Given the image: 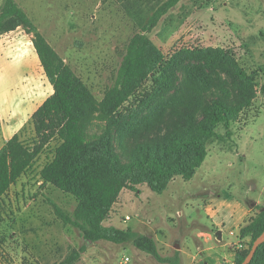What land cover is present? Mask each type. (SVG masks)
<instances>
[{
  "label": "rangeland",
  "instance_id": "1",
  "mask_svg": "<svg viewBox=\"0 0 264 264\" xmlns=\"http://www.w3.org/2000/svg\"><path fill=\"white\" fill-rule=\"evenodd\" d=\"M16 1L97 101L103 100L115 84L127 45L137 33L150 37L167 57L183 47L231 48L247 71L257 73V97L252 107L232 123L230 137L214 138L208 143V155L191 179L177 176L162 193L147 184L138 185L139 191H121L105 224L154 237L169 262L158 260L130 241H87L77 227L65 224L56 215L51 201L70 213L78 202L72 194L41 179L42 167L52 158L50 149L57 143L54 140L0 202V264H58L82 246L85 251L74 264H235L236 253L249 249L250 237L242 238L240 230L232 231V235L226 234L230 244L219 248L225 241L213 238L206 245L197 241L196 234L202 228H212L209 211L218 205L213 200L217 194L223 197L226 210L248 206L259 198L264 202V0H181L148 32L141 26L166 0ZM2 42L13 47L14 36L4 37ZM13 71L6 68L3 76H12ZM18 73L19 70L14 72L13 79ZM151 87L148 79L141 90L149 91ZM185 93H175L173 97L181 99ZM170 97L156 103L150 112L155 128L144 129L149 133L145 139L165 133L159 121L170 119V106L162 109ZM97 114L88 125L91 136L103 132L110 122ZM136 124L132 120L125 131L133 132ZM163 128L164 132L160 130ZM217 132L225 134L222 125ZM35 137L34 124L30 122L22 139L29 145ZM126 145L129 150L135 147L131 140ZM260 207L256 206L254 215ZM203 249L204 255H198Z\"/></svg>",
  "mask_w": 264,
  "mask_h": 264
},
{
  "label": "trees",
  "instance_id": "2",
  "mask_svg": "<svg viewBox=\"0 0 264 264\" xmlns=\"http://www.w3.org/2000/svg\"><path fill=\"white\" fill-rule=\"evenodd\" d=\"M180 1L163 2L141 26L142 30L151 31ZM19 27L33 34L34 46L54 93L0 149V202L56 140L50 149L52 158L40 171L41 179L72 194L78 202L70 213L51 201L56 215L65 224L77 227L87 241L107 240L117 244L130 241L158 260L169 262L160 253L154 237L132 228L107 225L105 221L123 189L139 191L138 185L147 184L162 193L177 176L191 179L208 155V143L214 138L230 137L232 123L252 107L257 97V73L247 71L231 48L183 47L167 57L150 37L137 33L127 45L115 84L106 91L103 100L97 101L20 4L16 0H3L0 35ZM148 79L152 87L142 91ZM175 93H185L186 97L177 99L173 97ZM169 96L172 97L162 109L170 106V119L159 121L164 124L165 133L145 139L149 137L145 130L155 128L150 112L156 103ZM94 114L110 122L103 132L91 136L88 125ZM132 120L137 128L129 133L125 130ZM30 122L34 124L36 137L28 145L22 133ZM219 125L225 134L217 132ZM160 130L164 132V128ZM130 140L135 144L131 150L126 145ZM263 232L264 206H261L240 228V236L250 237L251 242L248 250L236 253L235 264L244 261ZM84 251L85 246L74 249L58 264H74ZM249 264H264V242Z\"/></svg>",
  "mask_w": 264,
  "mask_h": 264
},
{
  "label": "crops",
  "instance_id": "3",
  "mask_svg": "<svg viewBox=\"0 0 264 264\" xmlns=\"http://www.w3.org/2000/svg\"><path fill=\"white\" fill-rule=\"evenodd\" d=\"M11 35L14 36L15 41L13 47L11 45L5 46L2 42L3 38ZM6 68H11V71L15 69L12 76H3V71ZM17 70L20 73L17 74V78L13 79V74ZM53 93L54 86L48 79L38 56L33 43V34L26 32L22 27L1 34L0 149L26 126L36 110ZM217 196L218 198L213 199L218 204L217 207L209 211V216L213 220L212 228L200 229L196 234V239L206 245L212 243L213 238H216L218 242L225 241L219 245V248H221V246L225 247L230 244V241L226 242V236L232 235V231H239L245 224L244 221L247 217L251 218L254 215L256 206H264V202L259 198L258 200H252L248 206L239 205L236 208L232 207V209L226 210L222 201L223 197L220 194H217ZM207 248H210V246ZM181 250H183L182 247ZM205 251L206 249L199 251L198 255L203 256Z\"/></svg>",
  "mask_w": 264,
  "mask_h": 264
},
{
  "label": "water",
  "instance_id": "4",
  "mask_svg": "<svg viewBox=\"0 0 264 264\" xmlns=\"http://www.w3.org/2000/svg\"><path fill=\"white\" fill-rule=\"evenodd\" d=\"M90 242H92V240H90ZM263 242H264V232L260 236H258L257 239L253 242V245L249 253L247 254V256L245 257L244 261L241 264H249L252 261L259 245L262 244ZM175 246L180 247L179 244H176Z\"/></svg>",
  "mask_w": 264,
  "mask_h": 264
},
{
  "label": "built area",
  "instance_id": "5",
  "mask_svg": "<svg viewBox=\"0 0 264 264\" xmlns=\"http://www.w3.org/2000/svg\"><path fill=\"white\" fill-rule=\"evenodd\" d=\"M178 215L181 216V215H182V212L179 211V212H178ZM127 218H129V217L127 216ZM232 233H233V232H232ZM126 260H128V257L126 258ZM121 264H123V263H121Z\"/></svg>",
  "mask_w": 264,
  "mask_h": 264
}]
</instances>
